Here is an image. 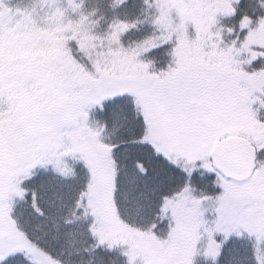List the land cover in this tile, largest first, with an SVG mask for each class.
<instances>
[{
    "label": "snow or ice",
    "instance_id": "6c2138e0",
    "mask_svg": "<svg viewBox=\"0 0 264 264\" xmlns=\"http://www.w3.org/2000/svg\"><path fill=\"white\" fill-rule=\"evenodd\" d=\"M0 264H264V0H0Z\"/></svg>",
    "mask_w": 264,
    "mask_h": 264
},
{
    "label": "trees",
    "instance_id": "16d2710c",
    "mask_svg": "<svg viewBox=\"0 0 264 264\" xmlns=\"http://www.w3.org/2000/svg\"><path fill=\"white\" fill-rule=\"evenodd\" d=\"M102 0H85V6L89 9H91L92 7L96 6L97 4L101 3ZM130 34H126L124 39L127 40ZM133 38H135V36H133Z\"/></svg>",
    "mask_w": 264,
    "mask_h": 264
}]
</instances>
